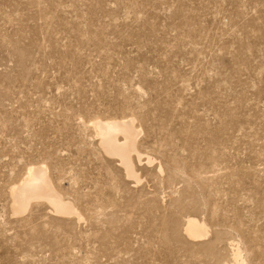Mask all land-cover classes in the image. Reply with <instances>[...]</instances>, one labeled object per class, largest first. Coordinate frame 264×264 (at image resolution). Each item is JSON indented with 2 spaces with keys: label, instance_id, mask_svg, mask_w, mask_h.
Returning a JSON list of instances; mask_svg holds the SVG:
<instances>
[{
  "label": "rangeland",
  "instance_id": "1",
  "mask_svg": "<svg viewBox=\"0 0 264 264\" xmlns=\"http://www.w3.org/2000/svg\"><path fill=\"white\" fill-rule=\"evenodd\" d=\"M127 117L138 182L89 123ZM39 164L80 220L13 215ZM0 264H264V0H0Z\"/></svg>",
  "mask_w": 264,
  "mask_h": 264
},
{
  "label": "bare ground",
  "instance_id": "2",
  "mask_svg": "<svg viewBox=\"0 0 264 264\" xmlns=\"http://www.w3.org/2000/svg\"><path fill=\"white\" fill-rule=\"evenodd\" d=\"M89 123L99 137V144L104 153L118 159L128 180L138 182L134 159L137 163L144 162L146 165L151 164L152 159L149 156L143 158L138 151L137 143L142 132L136 126L135 118L95 119ZM9 192L14 216L26 213L32 203L43 201L54 214L62 217L76 216L80 220L75 207L62 197L45 164L28 167L24 176ZM184 233L188 239L196 241L205 238L208 229L203 223L188 219Z\"/></svg>",
  "mask_w": 264,
  "mask_h": 264
}]
</instances>
